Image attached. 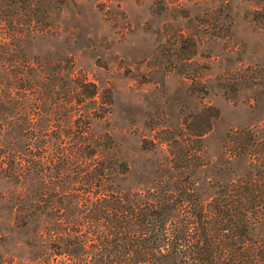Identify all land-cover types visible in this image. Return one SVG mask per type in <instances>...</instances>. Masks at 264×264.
Segmentation results:
<instances>
[{
    "label": "trees",
    "instance_id": "16d2710c",
    "mask_svg": "<svg viewBox=\"0 0 264 264\" xmlns=\"http://www.w3.org/2000/svg\"><path fill=\"white\" fill-rule=\"evenodd\" d=\"M68 0H0V193L11 227L24 232L32 264H264V152L258 175L209 183L193 174L201 149L178 146V171L145 193L123 190L128 170L110 134L93 121L112 102L72 59L31 52L55 32L53 14ZM72 1V0H71ZM204 130L217 117L207 107ZM251 130L228 133L233 156L250 155ZM200 142V140H198ZM8 250L0 264H9Z\"/></svg>",
    "mask_w": 264,
    "mask_h": 264
},
{
    "label": "rangeland",
    "instance_id": "374dc122",
    "mask_svg": "<svg viewBox=\"0 0 264 264\" xmlns=\"http://www.w3.org/2000/svg\"><path fill=\"white\" fill-rule=\"evenodd\" d=\"M55 32L29 52L73 60L112 102L97 133L111 135L128 170L123 190L145 193L177 173L171 160L201 149L193 174L202 197L209 183L258 175L264 152V0H68L53 14ZM217 110L204 130L207 107ZM251 130L250 155L233 156L228 133ZM200 140V142L198 141ZM13 186L0 178V193ZM27 235L0 207V254L32 264Z\"/></svg>",
    "mask_w": 264,
    "mask_h": 264
}]
</instances>
